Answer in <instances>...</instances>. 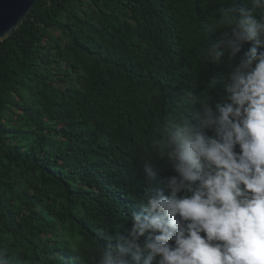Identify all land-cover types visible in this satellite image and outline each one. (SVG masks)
Segmentation results:
<instances>
[{
  "label": "trees",
  "instance_id": "16d2710c",
  "mask_svg": "<svg viewBox=\"0 0 264 264\" xmlns=\"http://www.w3.org/2000/svg\"><path fill=\"white\" fill-rule=\"evenodd\" d=\"M232 0H40L0 42V247L15 264H93L130 228L143 162L189 94ZM240 2V0H236Z\"/></svg>",
  "mask_w": 264,
  "mask_h": 264
},
{
  "label": "clouds",
  "instance_id": "9594fccd",
  "mask_svg": "<svg viewBox=\"0 0 264 264\" xmlns=\"http://www.w3.org/2000/svg\"><path fill=\"white\" fill-rule=\"evenodd\" d=\"M218 11L204 56L225 66L223 95L190 93L191 111L163 124L131 226L93 264H264V0ZM0 264H15L3 247Z\"/></svg>",
  "mask_w": 264,
  "mask_h": 264
},
{
  "label": "water",
  "instance_id": "95a60500",
  "mask_svg": "<svg viewBox=\"0 0 264 264\" xmlns=\"http://www.w3.org/2000/svg\"><path fill=\"white\" fill-rule=\"evenodd\" d=\"M40 0H0V42L14 33Z\"/></svg>",
  "mask_w": 264,
  "mask_h": 264
}]
</instances>
